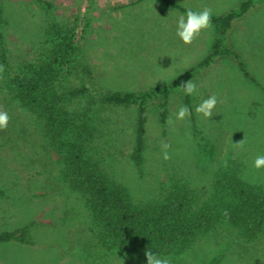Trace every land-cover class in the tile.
Masks as SVG:
<instances>
[{
	"label": "rangeland",
	"instance_id": "1",
	"mask_svg": "<svg viewBox=\"0 0 264 264\" xmlns=\"http://www.w3.org/2000/svg\"><path fill=\"white\" fill-rule=\"evenodd\" d=\"M44 1L51 3L50 9L37 0H3L0 47L16 66L36 59L40 47L52 43L54 35L44 32L49 22L73 31L80 52L62 75L66 88L80 85L84 64L100 88L139 90L166 84L202 59L214 36L211 27L192 44H183L176 35V20L186 11L156 0ZM174 1L193 10L207 6L219 15L240 0ZM253 4L234 22L227 42L264 88V0ZM191 78L197 93L191 96L190 118L176 119L183 105L177 90L181 84L169 96L171 112L163 128L155 108L146 109L141 170L131 160L135 108L92 98L97 137L88 153L129 188L135 201L158 197L176 179L192 190L198 203L217 208L229 203L227 190L234 179L264 186V169L253 167L255 157L264 154V92L243 77L229 55L217 56ZM1 79L0 106L10 122L0 131V231L31 224L32 244L0 241V264H147L145 256L106 249L91 238L89 210L61 180L56 151L42 137L34 117L7 100ZM212 94L220 102L208 119L195 107ZM87 99L89 95H84L73 105L80 109ZM242 140L243 148L236 147ZM162 142L171 145L169 160L162 158ZM239 155L249 158L251 167L229 171L241 163ZM230 230L216 226L186 249L160 255L170 257L172 264H213L215 259L217 264H264V235L245 242Z\"/></svg>",
	"mask_w": 264,
	"mask_h": 264
},
{
	"label": "trees",
	"instance_id": "2",
	"mask_svg": "<svg viewBox=\"0 0 264 264\" xmlns=\"http://www.w3.org/2000/svg\"><path fill=\"white\" fill-rule=\"evenodd\" d=\"M37 1L51 8V3ZM156 1L180 11L187 9L174 0ZM253 6V0H240L227 11L213 14L214 36L204 57L166 84L139 90L100 88L87 64L82 66L78 87H63L62 75L70 70L72 62H76L80 48L73 40L74 32L60 28L55 22L45 26L44 32L54 37L52 43L42 46L44 49L40 47L36 59L21 61L14 66L5 58L6 49L0 47V65L5 69L1 79L6 91L4 96L26 109L40 124L42 137L57 153L61 180L79 195L88 208L89 234L102 247L122 249L142 258L148 249L159 255L178 253L196 237L219 225L226 230L231 229L245 242L264 235V186L259 183L234 179L227 190L229 203L221 208L208 202L198 203L192 190L177 183L180 182L178 179L161 190L158 197L135 201L129 188L88 153L92 140L97 137L92 98L107 105L135 108L131 160L141 170L144 162L142 123L146 109L150 106L155 108L159 125L163 128L171 112L170 94L179 84L189 81L194 71L207 67L217 56L233 57L243 77L264 92L258 80L246 69L240 55L227 42L234 22ZM2 23L3 0H0V26ZM2 38L0 33L1 44ZM179 94L182 104L192 109L191 96L182 91ZM84 95H89V99L80 105V109L75 107L74 102ZM162 133L166 134V131L162 130ZM238 159L241 163L237 162L229 171L251 167L249 158L243 159L239 155ZM225 209L230 213L229 219L221 215ZM30 227L31 224H25L3 229L0 241L32 244ZM213 264H217V259Z\"/></svg>",
	"mask_w": 264,
	"mask_h": 264
},
{
	"label": "clouds",
	"instance_id": "3",
	"mask_svg": "<svg viewBox=\"0 0 264 264\" xmlns=\"http://www.w3.org/2000/svg\"><path fill=\"white\" fill-rule=\"evenodd\" d=\"M213 10L210 7L205 6L199 10H193L187 8L184 14H180L176 20V35L185 45H190L195 39H197L203 30L210 29L212 27ZM4 65H0V76L4 72ZM178 91H182L187 96H192L197 93V84L191 79L182 83L177 87ZM218 97L216 94H212L206 99H203L195 107V112L198 115H202L204 118L210 119L213 116V110L216 108ZM192 115L191 109L185 105H181L176 113V119L183 121L186 118H190ZM10 122L9 113L0 108V131L6 130ZM245 141L242 140L236 143V147L243 148ZM162 158L164 160L171 159L169 149L171 145L167 142H162ZM227 166V163L225 164ZM253 167L256 170L264 169V154H259L253 161ZM226 219L230 218V213L227 209L221 213ZM145 257L147 264H172V259L168 256L159 255L153 253L151 250L145 251Z\"/></svg>",
	"mask_w": 264,
	"mask_h": 264
}]
</instances>
